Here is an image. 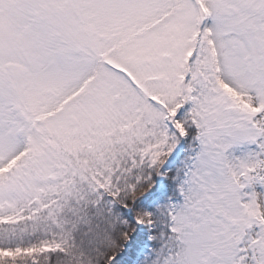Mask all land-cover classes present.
Segmentation results:
<instances>
[{"label":"snow or ice","instance_id":"6c2138e0","mask_svg":"<svg viewBox=\"0 0 264 264\" xmlns=\"http://www.w3.org/2000/svg\"><path fill=\"white\" fill-rule=\"evenodd\" d=\"M0 264H264V0H0Z\"/></svg>","mask_w":264,"mask_h":264}]
</instances>
